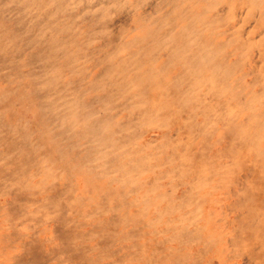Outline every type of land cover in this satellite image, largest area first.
<instances>
[{"label": "rangeland", "instance_id": "obj_1", "mask_svg": "<svg viewBox=\"0 0 264 264\" xmlns=\"http://www.w3.org/2000/svg\"><path fill=\"white\" fill-rule=\"evenodd\" d=\"M0 264H264V0H0Z\"/></svg>", "mask_w": 264, "mask_h": 264}, {"label": "bare ground", "instance_id": "obj_2", "mask_svg": "<svg viewBox=\"0 0 264 264\" xmlns=\"http://www.w3.org/2000/svg\"><path fill=\"white\" fill-rule=\"evenodd\" d=\"M239 223L243 226V227L241 226L243 232L247 230V235H246V236L243 235V236H244V237H243V241H245L246 243H248L249 241L247 242V239L250 238V235H249L250 232H251L250 230H253L254 235H256V229H255L254 226H248L247 223L244 222V220H240ZM243 229H245V230H243ZM240 233H241V232H240ZM258 233H259V231H258ZM241 234H242V233H241ZM239 238H240V239L242 238L241 235L239 236ZM256 238H257V237H256ZM259 238H261V237H259ZM250 246H251V244L249 243V245H248L247 247L249 248ZM247 251H248V250H247ZM250 251H251V250H250ZM248 252H249V251H248ZM244 254H245V252H244ZM259 257L262 258V256H261L260 253H259Z\"/></svg>", "mask_w": 264, "mask_h": 264}]
</instances>
